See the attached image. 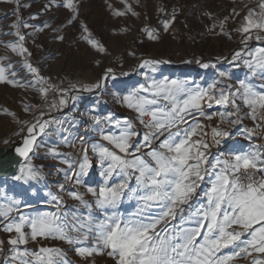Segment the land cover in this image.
<instances>
[{"label":"snow or ice","instance_id":"6c2138e0","mask_svg":"<svg viewBox=\"0 0 264 264\" xmlns=\"http://www.w3.org/2000/svg\"><path fill=\"white\" fill-rule=\"evenodd\" d=\"M6 2L15 5L16 19L7 34L16 39L0 41V45L22 59L13 63L9 56L0 57V84L35 89L43 103L22 101L30 119L6 112L19 125L14 135L21 140L15 153L22 162L9 161L16 169L10 179L16 182L17 194L26 199L2 196L0 231L7 238L0 239V254L5 256V264H72L67 251L51 244L53 241L71 246L81 264H97V256L111 264H237L238 260L264 264V0H253L254 6L245 4L239 10L232 8L219 21L211 12L204 13L213 21L208 26L210 33L229 40L235 33L240 48L230 56H216L214 62L193 56L182 63L217 69L218 64L227 62L247 69L246 77L238 82H232L230 72L217 69V78L206 87L192 79L157 78L160 67L173 61L143 57L132 70L106 66L91 81L70 83L67 88L51 83L31 63L32 53L23 31H43L51 25L45 22L37 28L27 23L18 9L31 5H22L20 0ZM122 2L126 4L123 11L109 5L114 16L140 15L126 0ZM51 4L67 10L63 27L79 22L80 40L105 57L111 55L80 20L81 0H49L45 9ZM158 11L163 15L158 27L146 25L143 33L153 41L170 31L175 38L173 25L178 9L169 12L161 6ZM236 17H241L239 23L228 30L229 22L236 23ZM62 30L54 29L57 33ZM56 39L63 42L65 36L58 34ZM128 54L136 57L135 52ZM101 63L93 61L97 68ZM123 67L121 63L119 68ZM133 70L144 78L138 87L122 79ZM117 87L127 94H112L134 116L121 119L114 113H86L91 123L84 132L94 131L98 140L89 143L81 136L78 160L59 151L61 145L73 147L67 136L45 153V158L67 166L68 171H56L75 185L89 177L92 156L96 158L103 180L97 187L87 188L94 202L86 201L78 191L67 193L88 210L87 215L77 214L79 209L71 214L62 212L63 197L51 191L46 196L55 212H23L21 205L31 207L33 197L44 199L35 187L45 180L44 165H35L33 158L47 146L49 138L68 131L63 127L65 118L52 113L61 112L69 104L75 106L85 93L96 96L99 103L103 95ZM246 119L252 127L244 125ZM237 136H243L251 146L239 141L233 144ZM213 149L218 151L214 153ZM58 187L60 192L65 191L63 184ZM125 203L133 204L132 210L121 211ZM94 208L101 210L102 218L94 215ZM30 244L37 247L30 248Z\"/></svg>","mask_w":264,"mask_h":264},{"label":"rangeland","instance_id":"374dc122","mask_svg":"<svg viewBox=\"0 0 264 264\" xmlns=\"http://www.w3.org/2000/svg\"><path fill=\"white\" fill-rule=\"evenodd\" d=\"M20 2L22 5H31V7H20L18 9L20 16L27 23L37 28L43 27L45 22L51 25L50 28H44L43 31H37L34 28L23 29L27 34L26 46L32 53L29 58L31 63L40 69L42 76L49 77L51 83L64 88H67L70 83L77 81L87 82L94 80L102 68L106 66H113L117 71L132 70L139 63V57L165 58L173 61L171 64L160 67V71L156 73L157 78L168 76L169 78L192 79L205 87L217 78V69L230 72L233 77L232 82L244 79L247 74V69L243 66L235 67L227 62L218 64L217 69H202L195 63L191 67V64H184L182 61L195 56L205 62L209 60L214 62L216 56H230L233 50H238L240 48L238 35L234 33L233 39L229 40L226 36L210 33L208 26L212 25L213 21L204 13L211 12L219 21L227 16L232 8L239 10L245 4L254 6L253 0H235L234 3L233 0H190L192 11L183 17H178L173 25L175 38H173V33L170 31L169 33H161L159 41L149 40L142 29L146 25L158 27L159 21L163 18L158 8L161 6L167 8L168 0H139L138 3L137 0H126L127 4H130L133 10L140 14L138 17L133 16L131 13L121 17L113 15L112 9L121 11L125 9L126 4L122 0H81L80 20L88 25L95 38L109 50L111 55L107 57L95 52L86 42L80 40L79 22L71 27H63L69 15L66 9L57 7L56 4H51L46 10L44 6L49 4V0H20ZM58 2L59 0H57ZM109 5L112 6V9L109 8ZM14 9V3L0 0V41L7 42L16 39L15 36L7 34L12 31L10 25L16 19L13 15ZM31 16H38V19H30ZM241 16H243V13H241ZM240 19L241 17H236V23L229 22L228 30L235 28ZM58 27L63 28L60 33L54 31ZM123 29H127V31H122ZM58 34L65 36L63 42L56 39ZM249 43L260 46L257 41H250ZM130 52H135L136 57L130 56L128 54ZM4 56L11 57L13 63L22 59L10 50L5 49L3 45H0V57ZM94 60L102 61L99 68L94 66ZM7 62L4 61V63ZM121 63H123V69L119 68ZM25 74L22 70L21 76ZM122 79L127 80L129 86L135 85L138 87L140 83L144 82V78L134 70L130 72L128 77H122ZM113 92L120 95L127 94L126 91L121 92L117 87L113 88L112 92L103 95L99 103L96 102V96L87 93L82 95L80 101L92 106L91 111L93 114L107 115L114 113L121 119L134 116V113L117 102L112 94ZM22 101L24 103L40 104L42 99H40L35 89L26 91L22 88L0 84V148L14 147L21 141L19 136L14 135L19 125L6 112L15 113L20 119H30L23 111ZM67 111L70 110L63 109V112ZM76 117L78 120L72 131L61 132L59 135L49 138L47 146L41 147L33 158L35 165H44L45 180L35 186L40 189L39 195L43 196L44 199L37 200L33 197L29 201L32 205L31 207H27L25 204L21 205L23 212L27 214H35L37 210L55 212L57 209L52 203L48 202L50 198L46 196V193L51 191L53 194L63 197L62 212L71 214L79 209L77 214L87 215L88 210L81 206L78 201L70 198L67 193L69 191H78L83 194L86 201L89 203L94 202V197L87 192V188L97 187L103 180L96 158L92 156L93 167L89 171L90 178L84 177L83 183L80 185H75L72 181L65 180L64 174L56 171V168H64L68 171L66 165L60 164L58 161L51 159V157L45 158L48 147L59 143L62 137L67 136L68 140L73 142V147L61 145L59 151L69 154L70 159H79L81 153L75 148V131L79 128L78 123L86 121L88 115L85 118ZM244 125L247 127L253 126L252 122L247 119L244 121ZM140 130L142 131V128ZM91 139L92 142L98 140L94 131H92ZM5 141L9 142L5 143ZM237 141L245 147L251 146L243 136H237L231 142L235 144ZM256 142L259 143L260 141ZM216 151L218 150L213 149L214 153ZM89 155L91 156L92 154L89 153ZM15 183L10 178H0V203L4 202L2 199L4 194L20 200L26 199V197L17 194L18 190L14 189ZM60 184L65 186L64 192L59 191L58 185ZM133 207V204L125 203L121 206V211H130ZM93 212L94 215L102 218L101 210L94 208ZM2 223L0 222V227H2ZM6 238L7 234L0 231V239ZM44 243L48 244L49 242L44 241ZM51 244L64 248L72 264H81L80 258L71 246L56 241L51 242ZM28 247L36 248L37 245L30 244ZM5 259L4 254H0V264H5ZM96 261L97 264H111L109 260L102 256H97ZM237 264H248V261L238 260Z\"/></svg>","mask_w":264,"mask_h":264},{"label":"built area","instance_id":"2783aa9c","mask_svg":"<svg viewBox=\"0 0 264 264\" xmlns=\"http://www.w3.org/2000/svg\"><path fill=\"white\" fill-rule=\"evenodd\" d=\"M191 7L192 6H191V3H190V0H168L167 10L169 12H171V10L173 8L178 9V15H177V18H178L179 15H181V14L190 13L192 11ZM42 103H43V101H41L40 104H42ZM52 115L65 118L66 122L64 123L63 127L68 129L69 132L72 131V129L75 128V125L73 124V121H75V124H76V122L78 120L77 117L71 111L63 112V110H62L61 112H53ZM90 123H91V121L89 120L88 117H87L86 121H83V122L81 121V123H78L79 124V128L75 131L76 132V137H75V140H74L75 148L78 151H80V149L82 147V145L80 143V137L81 136H84L85 139L89 143L92 142V139H91L92 131L89 130L87 133L84 132V129L88 128Z\"/></svg>","mask_w":264,"mask_h":264},{"label":"water","instance_id":"95a60500","mask_svg":"<svg viewBox=\"0 0 264 264\" xmlns=\"http://www.w3.org/2000/svg\"><path fill=\"white\" fill-rule=\"evenodd\" d=\"M21 142V141H20ZM17 143L14 147L0 148V178H10L11 175L16 171L13 166L14 162L19 160L22 162V158L17 157L15 148L18 146ZM9 161H13V164H9Z\"/></svg>","mask_w":264,"mask_h":264},{"label":"crops","instance_id":"0c3cea01","mask_svg":"<svg viewBox=\"0 0 264 264\" xmlns=\"http://www.w3.org/2000/svg\"><path fill=\"white\" fill-rule=\"evenodd\" d=\"M184 15L185 14H181V15H179V17L180 16L183 17ZM91 107L92 106H89L88 103L86 104V103H82V101H80L75 106L69 104V106L65 107V109H68V110L72 111V113L75 116L85 118V117H87L86 113L92 112L91 111L92 110Z\"/></svg>","mask_w":264,"mask_h":264},{"label":"trees","instance_id":"16d2710c","mask_svg":"<svg viewBox=\"0 0 264 264\" xmlns=\"http://www.w3.org/2000/svg\"><path fill=\"white\" fill-rule=\"evenodd\" d=\"M194 64V63H193ZM193 64H191L190 66L193 67Z\"/></svg>","mask_w":264,"mask_h":264},{"label":"bare ground","instance_id":"6f19581e","mask_svg":"<svg viewBox=\"0 0 264 264\" xmlns=\"http://www.w3.org/2000/svg\"><path fill=\"white\" fill-rule=\"evenodd\" d=\"M21 143V142H20ZM19 145V144H18Z\"/></svg>","mask_w":264,"mask_h":264}]
</instances>
